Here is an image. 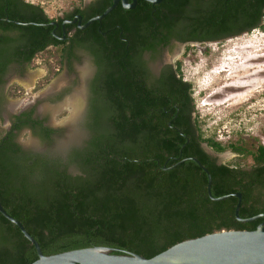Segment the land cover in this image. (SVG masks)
I'll return each mask as SVG.
<instances>
[{
    "label": "trees",
    "instance_id": "trees-1",
    "mask_svg": "<svg viewBox=\"0 0 264 264\" xmlns=\"http://www.w3.org/2000/svg\"><path fill=\"white\" fill-rule=\"evenodd\" d=\"M110 1L95 8L103 11ZM111 14V13H110ZM106 40L93 48L103 95L90 136L65 158L22 152L0 125V203L36 240L44 255L107 247L150 258L181 241L221 230L252 231L263 221L235 218V197L212 201L206 191L210 174L213 197L239 192L241 219L264 213V145L248 151L204 137L194 118L192 85L168 66L149 75L142 56L154 57L172 40L208 44L264 30V0H138L126 15L107 17ZM114 25L120 28L112 30ZM124 41L119 40L118 32ZM48 83L61 61L46 60ZM151 77V80H149ZM39 136L47 139L53 131ZM45 139V140H46ZM215 153L229 148L237 162L215 164L200 147ZM74 167L76 172L70 173ZM167 168V169H164ZM116 253V252H114ZM35 249L0 214V264H30Z\"/></svg>",
    "mask_w": 264,
    "mask_h": 264
},
{
    "label": "flooded vegetation",
    "instance_id": "flooded-vegetation-1",
    "mask_svg": "<svg viewBox=\"0 0 264 264\" xmlns=\"http://www.w3.org/2000/svg\"><path fill=\"white\" fill-rule=\"evenodd\" d=\"M108 1L110 4L101 13L93 15L92 10ZM132 3L127 0L128 5ZM111 4L112 0H76L49 10L43 0H0V125L4 129L2 137L6 140L11 136L22 152L64 159L69 151L85 145L90 136L87 125L94 122L103 101L96 84L99 65L87 47L93 48L97 39H107L109 31L103 28L110 25L109 15L134 11L138 0L133 8H125L119 1L104 18L88 24ZM119 28L114 25L112 30ZM117 35L124 41L120 31ZM173 44L186 46L172 40ZM168 48L160 47L154 57L143 54L142 60L153 78L160 77L168 66L176 68L178 59L164 55ZM56 59L61 61V68H56L52 79L62 73L61 82L51 84V79L42 84L47 74L45 61ZM56 121L61 126H54ZM46 129L53 132L45 140L39 135ZM21 133L36 139L38 147H23L18 141ZM204 145L200 143L215 164H222L219 153L207 151L209 147Z\"/></svg>",
    "mask_w": 264,
    "mask_h": 264
},
{
    "label": "rangeland",
    "instance_id": "rangeland-1",
    "mask_svg": "<svg viewBox=\"0 0 264 264\" xmlns=\"http://www.w3.org/2000/svg\"><path fill=\"white\" fill-rule=\"evenodd\" d=\"M43 1L51 10L59 5L66 7L76 0ZM164 55L178 59L183 79L192 85L193 116L204 137H211L223 145L236 144L248 151H254L259 144L264 145V30H253L216 43L192 44L189 49L173 44ZM254 56L257 59L245 65L246 68H254H248L247 73L242 74L243 58ZM217 70L221 72L215 73ZM61 75L52 79L51 84L61 82ZM237 77L249 87H227L232 84L229 80ZM59 122L53 125L61 126ZM18 141L28 148H37L39 144L28 133H21ZM64 142L68 143L67 139ZM250 158L248 155L238 160L227 147L219 153L220 163L237 162L245 169L251 164ZM69 172L74 174L76 169L70 167Z\"/></svg>",
    "mask_w": 264,
    "mask_h": 264
},
{
    "label": "water",
    "instance_id": "water-1",
    "mask_svg": "<svg viewBox=\"0 0 264 264\" xmlns=\"http://www.w3.org/2000/svg\"><path fill=\"white\" fill-rule=\"evenodd\" d=\"M119 1H122L125 8H133L135 4V0H132L133 3L131 5L127 4V0H112V4L101 15L91 19L88 24L104 18L115 8ZM145 1L151 4H158L162 0ZM191 160L207 176L206 191L210 200L222 201L235 197L237 203L234 209V216L237 220L246 222L263 218V221L255 230L231 229L205 234L174 244L150 258H145L131 252H120L117 249L107 247H88L53 255H44L36 240L25 230L18 220L7 214L1 203L0 214L17 226L24 238L34 247L37 259L30 264H264V213L241 219L238 215L241 194L236 192L220 197H213L210 193V174L197 159L191 158Z\"/></svg>",
    "mask_w": 264,
    "mask_h": 264
},
{
    "label": "bare ground",
    "instance_id": "bare-ground-1",
    "mask_svg": "<svg viewBox=\"0 0 264 264\" xmlns=\"http://www.w3.org/2000/svg\"><path fill=\"white\" fill-rule=\"evenodd\" d=\"M253 48V47H252ZM249 53V52H248ZM256 53V52H255ZM254 53V54H255ZM253 55V54H252ZM244 59V61L242 62V69L240 70L241 71V73L242 74H245V73H247V71H248V68L250 69V70H252L254 67L252 66V68H251V66H249L248 68H246L245 67V65H248L249 63H252V61H254L255 59H257V56H254V57H250V58H248V57H244L243 58ZM260 59V58H259ZM219 70V69H218ZM215 71V73H217V74H219L221 71ZM224 70H226L225 68H224ZM224 70H222V71H224ZM237 70V69H236ZM257 70V69H256ZM263 70V69H262ZM247 77H249V75L247 76ZM247 77H245V78H247ZM232 82V84H229L227 87H233V88H241V87H249L247 84H242L241 82H240V80H239V77H237L236 79H231V80H229V82ZM248 90V89H247Z\"/></svg>",
    "mask_w": 264,
    "mask_h": 264
}]
</instances>
